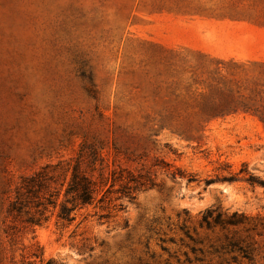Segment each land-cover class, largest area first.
Returning a JSON list of instances; mask_svg holds the SVG:
<instances>
[{"label":"rangeland","instance_id":"obj_1","mask_svg":"<svg viewBox=\"0 0 264 264\" xmlns=\"http://www.w3.org/2000/svg\"><path fill=\"white\" fill-rule=\"evenodd\" d=\"M260 111L264 0H0V264H264ZM83 143L103 206L9 214Z\"/></svg>","mask_w":264,"mask_h":264},{"label":"trees","instance_id":"obj_2","mask_svg":"<svg viewBox=\"0 0 264 264\" xmlns=\"http://www.w3.org/2000/svg\"><path fill=\"white\" fill-rule=\"evenodd\" d=\"M260 116L264 120V111H260ZM68 171H71L69 180L66 177ZM95 172H98L96 177ZM108 173L113 181L103 196L98 198L107 184ZM117 173L116 169L107 172L104 158L100 156L98 149L83 143L77 156L70 161L45 164L32 173L22 175L8 212L14 217L26 216L25 221L31 225H40L50 218L47 213L53 209L59 221L71 224L82 208L96 202L103 206L108 201V193L113 192L116 182L123 179V175ZM261 182L264 184V180ZM131 188L132 185L127 180L117 191L123 190L130 195ZM46 264L65 263L52 258Z\"/></svg>","mask_w":264,"mask_h":264}]
</instances>
